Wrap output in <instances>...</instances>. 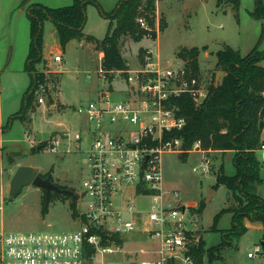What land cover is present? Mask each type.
Listing matches in <instances>:
<instances>
[{"label":"rangeland","instance_id":"obj_1","mask_svg":"<svg viewBox=\"0 0 264 264\" xmlns=\"http://www.w3.org/2000/svg\"><path fill=\"white\" fill-rule=\"evenodd\" d=\"M98 1L106 14L112 16L114 9L127 0ZM39 2L49 6L66 5L64 0H0V46L3 47L0 63V131L4 129L0 137L3 146L0 147V231H69L79 228L80 221L73 215L71 196L53 191L48 212L44 214L43 189L33 184L26 185L16 197H12L9 193L10 181L19 165L29 164L37 166L42 174L50 172L58 184L80 191L86 175L84 152H54L51 150V139L55 132L67 129L86 133L90 123L76 107L95 99L97 90L108 86L96 75V71L100 72L102 67L100 52L83 40L72 39L62 49L61 63L53 61L54 52L43 56L37 69L46 74L47 79L41 83H46L49 91L37 89L29 108L20 111L24 93L30 84L29 75L18 70L25 63L30 42L27 6ZM143 2L145 4L146 0ZM255 6L256 0H240L238 11L232 3L224 2L218 6V0H155L151 15L153 26L160 27V32L153 36L144 35L138 40L129 34L120 37L122 55L129 73L141 68L148 60L145 56L147 48L154 50L152 59L161 60L162 66L166 67L184 63L178 56L181 47L198 46L201 51L197 73L202 85L207 88L213 80L216 82L218 75L221 80L223 71L216 52L225 44L239 48L243 55L255 46L264 51V18L252 16ZM87 7L85 30L99 39L104 38L111 20L102 15L96 5L88 4ZM51 28L50 23L44 28L45 49L58 45ZM88 71L92 72L91 77L87 76ZM117 72L122 76L128 73L123 69L109 73L115 76ZM124 87L127 88L121 79L112 83L110 88L117 90L113 94L114 100L123 97L120 89ZM40 95L45 102L38 101ZM234 154L235 150L208 149V157L190 152H186V157L178 152H165L162 155L165 187L180 192L189 216L197 220L200 232L206 239V249L214 248L218 256L210 259L205 254L204 264H262L264 261V257H247L248 250L264 239L262 223L245 217L246 231L243 235L234 238L232 245H221L222 230L232 225V212H221L227 206L239 205V200H235L226 186L220 184L217 193L212 194L213 198L206 201L208 190L215 186L221 170L227 175L235 174ZM206 158L211 161V170L195 172L193 167ZM261 172L264 175L263 163ZM257 193L264 200V180L257 187ZM216 215L220 217L217 223L214 221ZM143 239L141 233H133L125 243L127 252L113 258L118 261L141 258L142 255L134 250L141 246L148 249L154 247L153 243L143 242Z\"/></svg>","mask_w":264,"mask_h":264},{"label":"built area","instance_id":"obj_2","mask_svg":"<svg viewBox=\"0 0 264 264\" xmlns=\"http://www.w3.org/2000/svg\"><path fill=\"white\" fill-rule=\"evenodd\" d=\"M138 21L149 30L146 36L160 32V27L149 25L144 16ZM153 52L147 48L148 60L125 76L118 72L111 75L100 67L96 75L108 86L101 88L95 99L76 107L90 123L86 133L67 129L52 136V151L85 154L86 175L80 191L75 190V197L71 196L79 228L1 230L0 264H195L193 249L201 230L197 220L189 216L180 192L165 187L162 155L208 150L200 147L199 140L185 150L181 137L165 138L186 124V118L178 113V107L170 105V100L187 93L200 103L208 87L185 62L165 67L161 60L152 59ZM62 60L61 52L54 55L55 62ZM87 76L92 74L88 72ZM119 79L127 88L120 89L123 97L114 100L116 89L110 86ZM37 89L49 91L42 83ZM38 101L45 102V98L40 95ZM258 151L264 163V141ZM193 170L209 172L210 159ZM133 233H141L142 241L154 247L134 250L142 255L139 259H114L126 251L125 243ZM247 257H264V239L248 250Z\"/></svg>","mask_w":264,"mask_h":264},{"label":"trees","instance_id":"obj_3","mask_svg":"<svg viewBox=\"0 0 264 264\" xmlns=\"http://www.w3.org/2000/svg\"><path fill=\"white\" fill-rule=\"evenodd\" d=\"M224 2L232 3L238 11L240 0H218V6ZM89 3L96 5L101 14L111 20L108 32L102 39L84 31L87 21L86 7ZM154 9L155 0H146L145 4L143 0H127L114 9L112 16L106 14L98 0H74L69 5L58 7L42 3L29 5L27 10L30 19V47L25 69L30 75L31 83L24 93L20 111L29 108L37 85L47 79L46 74L37 69L38 64L43 61L46 21L54 23L63 48L72 39L85 40L94 50L104 53V69L108 72L119 69L127 72L129 67L122 55L120 37L129 34L138 40L149 33L147 28L141 26L138 17L144 16L149 25L153 26L151 13ZM252 16L257 19L264 18V0H256ZM200 51L198 46H183L178 50V56L187 68L196 74L199 71ZM216 54L223 71L221 82L216 86L213 80L208 86L206 97L200 103L195 102L187 93L173 97L170 105L178 107V113L186 118V124L181 130H175L165 138L181 137L185 150L191 149L197 140L203 149L235 150L232 159L236 167L235 174L227 175L221 170L214 186L217 189L220 184H224L235 200H239V205L227 206L221 212H232V225L222 230L220 243L227 246L232 245L234 238L242 236L246 231L245 217L260 221L264 230V200L257 193V187L264 180L261 172L263 161L258 151L264 141L261 137L264 128V51L255 46L243 55L239 49L225 44ZM182 156L186 157V152H183ZM51 198L52 193L46 196L44 192V214L48 212ZM71 206L75 216L74 199ZM219 218L216 215L214 221L217 223ZM205 254L210 259L218 257L214 248L206 249V239L202 235L193 249L195 264H204Z\"/></svg>","mask_w":264,"mask_h":264},{"label":"water","instance_id":"obj_4","mask_svg":"<svg viewBox=\"0 0 264 264\" xmlns=\"http://www.w3.org/2000/svg\"><path fill=\"white\" fill-rule=\"evenodd\" d=\"M221 82L219 75L215 85ZM33 184L44 190L46 196L53 191L63 194H70L75 197V192L71 188L62 187L52 179L51 174L44 176L35 165L21 164L16 169L11 181L9 193L12 197H16L26 185ZM216 192V188L210 187L206 196V201L212 198V194Z\"/></svg>","mask_w":264,"mask_h":264},{"label":"crops","instance_id":"obj_5","mask_svg":"<svg viewBox=\"0 0 264 264\" xmlns=\"http://www.w3.org/2000/svg\"><path fill=\"white\" fill-rule=\"evenodd\" d=\"M74 0H64V2H66V5H69V4H71L72 2H73ZM39 3H42V2H39ZM42 4H44V5H47L46 3H42ZM89 4H93V3H89ZM47 6H49V5H47ZM59 6H63V5H59ZM28 7V6H27ZM51 7H58V6H51ZM87 9H88V7H86V11H87ZM87 22H88V16H87V21H86V24H85V27H84V31L87 33V34H91V33H89V32H87L85 29H86V26H87ZM47 23H50V25H52V27L53 28H51V30L55 33V35H56V38H57V43H58V45H54V47H52V48H49V49H45L44 48V45H43V56H46V55H48V54H50V53H52V52H54V54H53V61H54V55H56V54H58V53H62V55H63V53H64V50H62V49H64L62 46H61V44H60V42H59V40H58V37H57V34H56V29H55V26H54V23L52 22V21H46L45 22V26H46V24ZM52 23V24H51ZM29 35H30V25H29ZM93 35V34H92ZM95 36V35H94ZM98 38V37H97ZM30 39V38H29ZM101 39V38H100ZM80 41H82V40H80ZM83 41H85V40H83ZM45 43V42H44ZM85 43H86V41H85ZM88 43V42H87ZM90 44V43H89ZM232 46V45H231ZM29 47H30V42H29ZM234 47V46H233ZM92 48V47H91ZM234 48H236V47H234ZM237 49H239V48H237ZM46 50V51H45ZM240 50V49H239ZM241 51V50H240ZM28 52H29V49H28ZM28 52H27V55H28ZM100 53H99V55L101 54V51H99ZM2 54H3V47H1L0 46V63H2ZM27 55H26V57H25V63H24V65L23 66H20V69H18V70H21V71H23V72H25V73H27L28 75H29V73L26 71V69H25V67H26V59H27ZM9 59H10V57H9ZM55 62V61H54ZM56 63H58V62H56ZM88 72H90V74H92V72L91 71H88ZM29 77H30V75H29ZM30 83H31V78H30ZM29 86H30V84H29ZM28 86V87H29ZM49 87V86H48ZM50 88V87H49ZM99 90L100 89H98L97 90V95H98V92H99ZM117 91V90H116ZM115 91V92H116ZM121 92V91H120ZM122 93V96L124 95V92H121ZM96 95V96H97ZM4 133V129H2V131H0V137H1V135ZM261 137H262V139L264 140V137L261 135ZM2 145L0 144V147H1ZM3 147V146H2ZM190 153H198V154H200L201 156L202 155H204L205 154V157H208V156H206V150H195V151H192V152H190ZM1 154V153H0ZM218 189V188H217ZM216 189V190H217ZM217 193V191L216 192H214L213 193V195H215ZM213 198V197H212Z\"/></svg>","mask_w":264,"mask_h":264},{"label":"flooded vegetation","instance_id":"obj_6","mask_svg":"<svg viewBox=\"0 0 264 264\" xmlns=\"http://www.w3.org/2000/svg\"><path fill=\"white\" fill-rule=\"evenodd\" d=\"M47 174H44V176H46ZM62 187H66V188H71V187H69V186H67V185H63V184H60ZM74 192H75V189L74 188H71ZM69 196H72V195H70V194H68Z\"/></svg>","mask_w":264,"mask_h":264}]
</instances>
